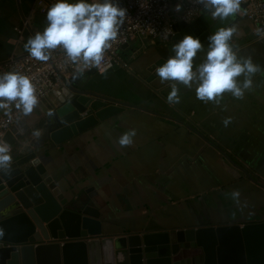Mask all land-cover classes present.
I'll use <instances>...</instances> for the list:
<instances>
[{
    "label": "crops",
    "instance_id": "1",
    "mask_svg": "<svg viewBox=\"0 0 264 264\" xmlns=\"http://www.w3.org/2000/svg\"><path fill=\"white\" fill-rule=\"evenodd\" d=\"M236 16L228 25L237 29L233 47L262 69L252 77V88L243 99L225 94L220 105L205 104L196 98L194 89L181 85L180 103L169 104L170 83L162 84L157 76L146 80L148 66L161 57L166 42L136 40L121 49L131 58L130 70L111 68L123 72L108 79L109 87L116 82L119 89L95 87L99 90L95 92L141 108L126 107L61 145H53L44 132L39 137L33 134L42 115L57 102L50 96L39 112L26 117L27 129L18 140L10 134L15 140L12 159L35 151L67 197L79 195L99 206L103 232L109 235L264 220V37L254 36L248 22ZM46 23V13L38 11L36 0H0V62L13 53L27 52V39L42 32ZM202 44L204 50L197 54L194 66L205 57L208 42ZM119 54L125 61L126 56ZM84 81L85 88L91 89L89 78ZM229 117L231 123L225 127L223 121ZM189 120L214 123L220 136L217 141L246 166L257 167V175L229 162L185 125ZM131 129L136 131L134 143L121 147L118 138ZM233 191L240 193L235 200Z\"/></svg>",
    "mask_w": 264,
    "mask_h": 264
},
{
    "label": "water",
    "instance_id": "2",
    "mask_svg": "<svg viewBox=\"0 0 264 264\" xmlns=\"http://www.w3.org/2000/svg\"><path fill=\"white\" fill-rule=\"evenodd\" d=\"M237 19L235 15L214 21L203 11L191 23L177 22L165 50L173 55L172 46L185 35L196 37L199 27L204 33L198 38L208 42L210 34ZM166 59L161 54L148 66L147 81ZM95 73L90 69L73 74L53 93L57 104L45 111L43 124L53 145H61L126 107L141 108L85 88L83 76ZM40 105L33 112H39ZM24 121L6 133L8 143L25 133ZM11 133L16 134L15 140L9 138ZM0 264H264V220L105 234L99 206L79 195L67 197L30 150L13 158L7 172L0 171Z\"/></svg>",
    "mask_w": 264,
    "mask_h": 264
},
{
    "label": "clouds",
    "instance_id": "3",
    "mask_svg": "<svg viewBox=\"0 0 264 264\" xmlns=\"http://www.w3.org/2000/svg\"><path fill=\"white\" fill-rule=\"evenodd\" d=\"M214 21H225L241 12L242 0H195ZM183 5L178 3L175 11ZM127 9L117 0H56L46 13L47 26L27 39L24 47L29 55L42 62L50 59L53 50L63 49L68 61L82 65L84 69L97 68L101 73L105 53L117 40L120 28L127 18ZM235 26L219 27L208 37L207 51L203 61L194 66L197 54L204 50L198 37L185 35L172 46L173 55L155 68V74L163 84L170 83L167 96L169 104H179L180 86L194 89L196 98L207 104L220 105L225 94L243 99L245 92L252 88V77L262 71L251 57H241L233 47ZM256 33L264 37V29ZM39 99L31 79L19 72L9 71L0 75V109L10 110L14 105L24 115L31 114L38 106ZM231 118L223 121L225 127ZM34 136L39 137L40 131ZM136 131L131 129L118 138L121 147L134 143ZM12 163L10 146L0 142V171L7 172ZM238 191L231 193L235 200Z\"/></svg>",
    "mask_w": 264,
    "mask_h": 264
},
{
    "label": "built area",
    "instance_id": "4",
    "mask_svg": "<svg viewBox=\"0 0 264 264\" xmlns=\"http://www.w3.org/2000/svg\"><path fill=\"white\" fill-rule=\"evenodd\" d=\"M56 0H36V6L40 13L47 10ZM91 2V1H90ZM119 5L127 9V18L120 28L117 40L110 50L105 53L102 67L106 70L117 67H126L127 63L120 57V50L125 44L140 40L143 42H167L168 37L173 34V24L183 22L191 23L203 12L195 0H117ZM182 4L180 12H176V4ZM237 15L244 18L250 31L257 38H263L256 30L264 29V0H242L241 12ZM82 65L73 64L68 61L63 49L53 50L48 61L42 62L32 58L28 52L11 54L0 62V75L5 72L15 71L28 76L36 88V95L41 104L53 93L68 83V79L76 73H86L90 69L80 68ZM97 73H101L97 68ZM38 104V105H39ZM29 115V114H28ZM28 115L17 110L14 105L10 110L0 109V142H7L6 133L12 127L17 126ZM20 131V129H18ZM15 134V133H11ZM10 146V154L13 152V144Z\"/></svg>",
    "mask_w": 264,
    "mask_h": 264
},
{
    "label": "rangeland",
    "instance_id": "5",
    "mask_svg": "<svg viewBox=\"0 0 264 264\" xmlns=\"http://www.w3.org/2000/svg\"><path fill=\"white\" fill-rule=\"evenodd\" d=\"M137 43L138 42H135L134 45L138 46ZM131 48L133 49V45H131ZM135 49H138V48L135 47ZM138 50H139V53L143 51V49H141V48L138 49ZM120 52H122V55L126 56L125 61H127L128 63H127V66L126 67H119V68H121L122 70H126V69L127 70L129 69L130 70V66H129L130 63L129 62H131V58L127 55V51L124 52V51L120 50ZM127 56L129 57V59L127 58ZM132 58H133V56H132ZM107 71H109V72H107ZM122 73H123L122 71L119 72V71L112 70L110 68V69L106 70L104 73H97L96 72L95 74H90L87 77L84 75L83 76L84 77L83 79H88L89 78V82H92L93 83V85H91V90L95 92V91H99L95 87L101 88V89H107L109 87V85H108V81L109 80L108 79H109V77L111 75L112 76L122 75ZM107 74H109V75H107ZM115 83L111 87L113 88L115 86L113 88V90L114 91H117L119 89V87H118V85H115ZM111 87H109V88H111ZM55 103L57 104V102H55ZM53 106L54 105H52L50 107V109H48V111H50ZM45 119H46V117H45V113H44L42 115V117H41L40 122L38 123V128H37L38 131H40L42 133L44 132V130H43V124H44ZM189 121H190V124H189L190 128L193 129L196 134H199L201 137L204 138V140H206L209 143H211L210 144L211 147L216 148V151L222 153L223 155L225 154L228 157H230V160L235 163V166L237 168H239L240 170H242L243 172H245L247 174L251 173L252 176L253 175H257V171H256V169H258L257 167H254L253 168L252 165L251 166H246L236 156H234L232 152H230V150L227 148V146L225 147L224 144L222 145L220 142L217 141L218 139L220 140V138H219L220 136H219V134H217V132H215L216 127L214 126V123L211 124L208 120L203 121L205 123H199V124L197 122L193 121V120H189ZM13 150H14V146L12 148V151ZM230 160L228 159L229 162H231ZM113 226H115V225H113ZM123 227H125V229H128L127 228L128 227L127 225H123Z\"/></svg>",
    "mask_w": 264,
    "mask_h": 264
},
{
    "label": "flooded vegetation",
    "instance_id": "6",
    "mask_svg": "<svg viewBox=\"0 0 264 264\" xmlns=\"http://www.w3.org/2000/svg\"><path fill=\"white\" fill-rule=\"evenodd\" d=\"M199 28H200V31H199V34L196 35V37H200V36L204 33V30H203L201 27H199ZM210 35H211V34H210ZM210 35H209V36H210ZM206 40H207V39H205V40H203V41H201V42L203 43V42H205ZM164 51H165V50L163 49L162 52H161V54L164 55L166 58H168V56H169L168 52L165 53ZM44 133H46L45 130H44Z\"/></svg>",
    "mask_w": 264,
    "mask_h": 264
},
{
    "label": "trees",
    "instance_id": "7",
    "mask_svg": "<svg viewBox=\"0 0 264 264\" xmlns=\"http://www.w3.org/2000/svg\"><path fill=\"white\" fill-rule=\"evenodd\" d=\"M158 43H162V42H158ZM202 43V42H201ZM158 45H161V44H158ZM136 46V45H135ZM134 47V46H133ZM160 49H162V48H160ZM124 59H126V57L124 58ZM126 63H128V62H126Z\"/></svg>",
    "mask_w": 264,
    "mask_h": 264
}]
</instances>
